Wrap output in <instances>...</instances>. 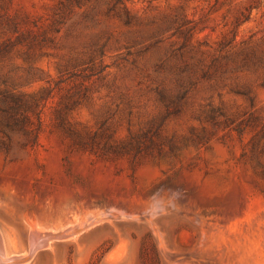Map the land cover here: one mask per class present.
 I'll use <instances>...</instances> for the list:
<instances>
[{
  "label": "rangeland",
  "instance_id": "1",
  "mask_svg": "<svg viewBox=\"0 0 264 264\" xmlns=\"http://www.w3.org/2000/svg\"><path fill=\"white\" fill-rule=\"evenodd\" d=\"M0 233L3 264H264V0H0Z\"/></svg>",
  "mask_w": 264,
  "mask_h": 264
},
{
  "label": "bare ground",
  "instance_id": "2",
  "mask_svg": "<svg viewBox=\"0 0 264 264\" xmlns=\"http://www.w3.org/2000/svg\"><path fill=\"white\" fill-rule=\"evenodd\" d=\"M38 234L30 235L31 237L30 245H31L32 252H35L40 246L42 247V245H45L44 247H46L47 246L46 244L50 241L52 237V235H38ZM17 259L18 258L16 256L11 257L9 259L6 257V244L0 233V262L3 264L7 260V262L15 263L16 261H18Z\"/></svg>",
  "mask_w": 264,
  "mask_h": 264
}]
</instances>
